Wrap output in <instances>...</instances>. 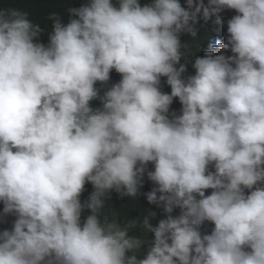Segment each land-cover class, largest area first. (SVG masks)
Listing matches in <instances>:
<instances>
[{"label":"clouds","instance_id":"9594fccd","mask_svg":"<svg viewBox=\"0 0 264 264\" xmlns=\"http://www.w3.org/2000/svg\"><path fill=\"white\" fill-rule=\"evenodd\" d=\"M67 12L47 15L44 44L27 11L0 7V214L15 217L0 264H264V0ZM145 174L166 215L144 217L138 258V222L106 201Z\"/></svg>","mask_w":264,"mask_h":264},{"label":"trees","instance_id":"16d2710c","mask_svg":"<svg viewBox=\"0 0 264 264\" xmlns=\"http://www.w3.org/2000/svg\"><path fill=\"white\" fill-rule=\"evenodd\" d=\"M205 0H203L204 2ZM88 0H0V7H14L19 8L23 11L29 13V18L39 24L40 28L43 30L39 40L47 44L49 40V33L52 30L51 21L46 19L47 15L50 12L56 11L62 17L63 23H68L69 13L67 9L69 7H80L82 4L87 3ZM141 3H151V0H141ZM182 5L184 0H181ZM121 79L119 73L115 70H112L110 73V81L107 86H102L97 83V87L101 89V93L105 90L106 87L111 86V84L117 83ZM161 90L164 92L170 93V86L166 84V78H161ZM92 107H100L101 102L99 100H94L91 102ZM181 104L178 99H174L172 105L170 106V112L175 111L177 114H180ZM148 168L151 170L153 165L150 163ZM154 184L147 178V175L144 176L143 186L140 187L137 196L135 198L129 196H121L119 193L112 191L110 193V198L106 201V207L114 209L120 214L122 221L125 220H136L137 226L130 230V235L138 236L145 241V244L142 245L139 250L138 258H143L146 255L149 243L154 238V233L150 231H145L142 227V222L144 217L149 212H155L156 216L150 219V223L155 226L158 224L159 220L165 218V213L163 211L162 205L151 204L147 201L146 193L152 190ZM93 191V186L91 183L85 185V191L82 193L81 199L86 200L89 194ZM106 208L105 213H110L112 210ZM3 204L0 203V213H2ZM89 214L86 210L84 215ZM179 214V209H175L173 215ZM14 216H3L0 214V231L4 229H11L12 223L14 221Z\"/></svg>","mask_w":264,"mask_h":264}]
</instances>
